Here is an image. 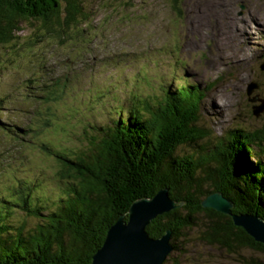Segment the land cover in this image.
<instances>
[{
  "label": "trees",
  "instance_id": "obj_1",
  "mask_svg": "<svg viewBox=\"0 0 264 264\" xmlns=\"http://www.w3.org/2000/svg\"><path fill=\"white\" fill-rule=\"evenodd\" d=\"M85 3L0 0V48L8 53L30 51L50 42L57 48L68 46V51L74 49L80 56L76 46L91 43L96 37L92 35L96 26L89 22L93 12L87 11ZM178 4L179 0H171L173 9L180 12ZM22 23L32 28L25 37L18 35ZM67 63L71 62L66 59ZM134 79V89L150 84L146 76ZM24 83L29 91L21 98L23 103L33 102L34 111L38 104L49 105L42 112L35 111L44 116L39 120L47 121L45 127H60L54 124L59 120L57 111H63L59 112L61 120H73L72 115L79 111L67 100L68 79L48 81L40 72ZM89 86L91 107L116 89L112 83L101 87L92 80ZM129 96L124 105L109 109L103 122L73 126L81 129L80 146L72 148L58 140L36 143L52 163L56 188L51 193L43 181L22 179L5 187L4 194L0 192V264H91L110 226L119 217L126 218L134 201L152 198L161 189L167 190L177 207L149 223L146 232L150 238L170 231V243L178 250L184 233L198 229V240L207 246L229 253L247 248L264 254V248L234 227L228 217L201 207L202 200L219 191L233 203V213L264 219V163L253 150L264 152L260 147L264 133L240 128L234 140L222 139L214 151L197 161L191 156L179 157L175 153L178 148L204 137L196 126L204 91L194 84H182L173 90L166 88L161 96ZM5 99L0 98V111ZM42 126L40 121L30 120L23 131L35 138L43 133ZM62 126L61 132L69 122ZM16 131L0 123L4 138L22 141ZM252 156L255 160L251 164L248 158Z\"/></svg>",
  "mask_w": 264,
  "mask_h": 264
},
{
  "label": "rangeland",
  "instance_id": "obj_2",
  "mask_svg": "<svg viewBox=\"0 0 264 264\" xmlns=\"http://www.w3.org/2000/svg\"><path fill=\"white\" fill-rule=\"evenodd\" d=\"M84 1L87 11L93 12L89 22L96 26L92 31L96 37L76 46L80 56L74 49L68 51V46L57 48L50 42L30 51L8 53L0 48V98H6L0 123L13 131L19 129L16 132L22 140L4 138L0 132V192L4 194V188L17 180L33 179L43 181L52 193L56 188L52 163L36 143L58 140L72 148L80 146L81 129L73 126L103 122L109 109L130 100L129 93L161 96L166 88L173 90L182 84H194L204 91L196 125L204 137L178 148L175 153L179 157L191 156L197 161L214 151L222 139L234 140L240 128L264 133V112L253 115L264 106V0H179L180 12L173 9L171 0ZM22 24L18 35L25 37L32 28ZM75 56L78 59H73ZM66 59L71 63L65 64ZM40 72L48 81L68 79L67 100L79 109L73 120H61L59 112L63 111H57L59 120L54 124L60 127H45L47 121L39 120L44 116L36 115V110L42 112L48 104H38L34 111L33 102L21 101L29 91L24 81ZM135 76L148 77L150 84L134 89ZM90 80L101 87L112 83L116 89L91 107ZM250 86L253 89L248 94ZM30 120L43 123L44 131L38 137L23 131ZM66 121L69 127L61 132ZM253 150L264 163V152ZM254 160L248 158L251 164ZM203 170H199L202 175ZM177 245L178 250L167 256L165 264H264L263 253L247 248L229 253L201 243L198 229L185 232Z\"/></svg>",
  "mask_w": 264,
  "mask_h": 264
},
{
  "label": "water",
  "instance_id": "obj_3",
  "mask_svg": "<svg viewBox=\"0 0 264 264\" xmlns=\"http://www.w3.org/2000/svg\"><path fill=\"white\" fill-rule=\"evenodd\" d=\"M264 71V67L261 68ZM253 86L248 89V94ZM264 112L258 107L254 116ZM177 204L166 189L159 190L152 198L134 201L127 212L108 229L102 246L92 256L91 264H163L173 251L171 234L167 231L160 238H150L146 227L157 216L175 209ZM202 208L211 209L231 219L236 228L242 229L255 243L264 248V219L247 213H233V203L220 193H213L201 202Z\"/></svg>",
  "mask_w": 264,
  "mask_h": 264
},
{
  "label": "bare ground",
  "instance_id": "obj_4",
  "mask_svg": "<svg viewBox=\"0 0 264 264\" xmlns=\"http://www.w3.org/2000/svg\"><path fill=\"white\" fill-rule=\"evenodd\" d=\"M171 254V253H170Z\"/></svg>",
  "mask_w": 264,
  "mask_h": 264
}]
</instances>
